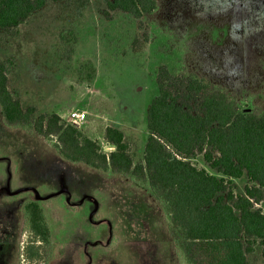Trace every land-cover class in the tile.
<instances>
[{
	"label": "rangeland",
	"instance_id": "1",
	"mask_svg": "<svg viewBox=\"0 0 264 264\" xmlns=\"http://www.w3.org/2000/svg\"><path fill=\"white\" fill-rule=\"evenodd\" d=\"M106 11L105 0L49 2L16 34L0 30V59L15 58L9 88L19 92L23 109L34 106L35 118L63 114L106 153L114 148L106 128L116 127L136 161L150 134L147 111L162 64L173 74L204 78L242 110L264 113V0H157L141 18L115 11L107 19ZM63 29L73 35L62 39ZM72 111L85 118L73 122ZM57 143L55 135L6 126L0 114V237L11 245L8 264H47L42 252L27 250L33 238L23 230L21 207L32 197L41 200L60 241H78L74 253L89 264H182L169 216L150 189L68 162ZM191 161L220 176L201 155ZM233 181L244 194L247 176ZM249 261L263 264L259 246Z\"/></svg>",
	"mask_w": 264,
	"mask_h": 264
},
{
	"label": "trees",
	"instance_id": "2",
	"mask_svg": "<svg viewBox=\"0 0 264 264\" xmlns=\"http://www.w3.org/2000/svg\"><path fill=\"white\" fill-rule=\"evenodd\" d=\"M62 0H0V30L16 34L22 24L49 2ZM88 0H81L84 5ZM107 19L122 11L136 18L152 12L157 0H105ZM72 34L63 29L62 39ZM13 56L0 59V114L3 123L49 139L66 161L82 163L129 179L150 189L169 216L168 228L182 264H250L259 246L264 260V113L242 110L226 92L214 90L196 75L173 74L158 68V94L147 111L149 137L142 160L124 133L106 128L113 150L100 144L57 113L35 118L34 106L23 109L20 94L9 88ZM202 156L220 176L198 166ZM247 176L244 194L233 179ZM26 228L33 238L30 256L52 250L49 222L42 206L28 201L23 207ZM40 243V244H36ZM264 264V262H263Z\"/></svg>",
	"mask_w": 264,
	"mask_h": 264
},
{
	"label": "crops",
	"instance_id": "3",
	"mask_svg": "<svg viewBox=\"0 0 264 264\" xmlns=\"http://www.w3.org/2000/svg\"><path fill=\"white\" fill-rule=\"evenodd\" d=\"M59 115L62 118H66L63 114H59ZM85 134H88L87 130H85ZM28 201L38 202L42 206V208L46 214L47 220L49 222L50 231H51V238H52V250H51L50 255L48 256L47 264H79V263H82L83 261H84V264H89V261H88L90 259L89 257L85 256L83 258L82 256L74 253V249H76V247L80 248V246H77V244L79 243L78 241H76V242L73 241L72 243H70V245L66 243L65 239H63V240H65V242L60 241L59 236L57 235V231H54V229L52 227L50 217H49L45 207L41 203V200H39L38 198L32 197V198L25 199L22 202L21 217L24 220V225H25L23 230L28 232V230L26 228V221H25L24 215H23V207H24L25 203ZM0 209H1V197H0ZM89 217H91V216H89ZM69 237H72V236L69 235ZM75 243H77L76 246H75ZM36 244H40V243H36ZM66 246H68V247H66ZM12 248H13V246H12ZM2 252H5V253L8 252L9 257H7L6 255L2 256ZM84 254L88 255L86 250H85ZM10 258H11V245L8 246V244H7L4 247V245H2V243H1V237H0V264L1 263L8 264L10 261ZM4 259H6V263H5ZM2 261H4V262H2Z\"/></svg>",
	"mask_w": 264,
	"mask_h": 264
},
{
	"label": "built area",
	"instance_id": "4",
	"mask_svg": "<svg viewBox=\"0 0 264 264\" xmlns=\"http://www.w3.org/2000/svg\"><path fill=\"white\" fill-rule=\"evenodd\" d=\"M70 118L73 122L82 121L85 118V113H81L78 111H72L70 112Z\"/></svg>",
	"mask_w": 264,
	"mask_h": 264
}]
</instances>
